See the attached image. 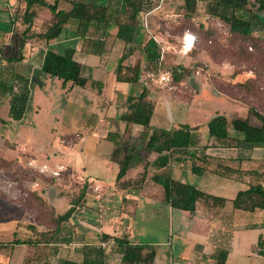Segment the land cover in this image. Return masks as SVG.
Returning a JSON list of instances; mask_svg holds the SVG:
<instances>
[{
  "label": "crops",
  "instance_id": "obj_1",
  "mask_svg": "<svg viewBox=\"0 0 264 264\" xmlns=\"http://www.w3.org/2000/svg\"><path fill=\"white\" fill-rule=\"evenodd\" d=\"M58 1L60 5L63 2L62 0ZM51 2H54V0ZM11 5L12 3L7 4L5 8H0L2 10L0 44L4 42V45H9L12 41L13 30L11 31L10 28H6L5 26L3 28L1 26L4 23L3 19L6 18L4 17L5 11L8 9L6 7H11ZM61 8L67 9L64 6H61ZM3 9L5 10L3 11ZM66 27L67 31L59 39L52 40L48 44L37 38H30L24 45H21L23 43V40H21V43L17 47L9 45L4 48L0 45V55L3 54L5 57L15 55L20 57L22 54L23 57L20 61L10 64L4 60V66L12 67L16 72L31 79V98L26 114L21 120H13L8 116L4 117L2 115L4 109L9 114L11 94H4L0 91V123H2L0 124V156L6 160L13 161L14 168L20 178L19 181L13 180L12 177L5 174L6 178L3 177L0 179V196H4L3 202L10 204L12 207L10 209L12 216L6 219L11 223L8 227H0V233L6 232L10 237V240L6 242L8 245V255L0 254V264H61L65 260L83 262L85 259L93 258L103 259L104 264H123L122 261L125 251L124 248L118 246L114 237L127 234L134 244L156 246V256L150 264H218L214 254L219 249H227L229 251L225 264H264V256L258 253V240L260 236H264V227L261 226L262 222H264V210L258 209L256 212H250L237 209L234 205L233 208L229 207L231 203L233 204L232 199L237 196L240 190H245L252 183L258 181L257 177L251 172V170H254L249 166L251 161H247L248 157L245 152L242 153L243 150L238 155H232L227 159L228 154H234L233 150L240 149L237 146H208L206 154H208L209 161L203 162L199 159L195 161L197 165L204 168L203 172H195L192 169L193 160L187 156H180L179 153L174 154L167 165L159 167L155 164L160 162L156 152L140 151L139 156L141 161L135 159L134 174L131 175V169H129L122 180L117 181V176L115 178L114 188L116 191L122 193L123 197L117 207L120 215L112 220V225L107 222L106 227L104 224L97 226L90 221L80 219V225L88 229L86 234L80 231L77 225L72 222L74 214L83 207L88 196L93 194L95 197L102 199L106 196L107 187L101 184L99 180L91 177L86 178L83 175L82 168L85 167L80 162V159L77 158L75 164H73L72 161H69V155L63 152L57 150L42 152L33 147V140L30 141L29 136H26L24 133V126L31 125L32 123L30 116L32 117V114L36 115L40 110H43L42 107L48 106L49 102L52 104L51 108L56 109L59 115H64L65 110L76 107L73 98L75 99L76 96L84 94L87 103H84L83 108L87 111L86 116L89 118L84 123L88 130L98 132L105 138H108L109 133H121L125 138L127 136L126 140L130 139L132 144L142 148L144 141L139 139L138 136L144 129V126L140 124H127L121 119L122 113L126 110L127 100L130 95L138 96L147 87L150 90L149 97L155 102L151 126L172 129L181 124L189 125L190 119H188L183 111H178L174 117L170 116L171 121H169L166 110L162 111V109L168 105L174 106L176 101L174 104L172 101L177 98L181 100L182 98L185 99L188 103L187 106L192 105V103L197 106L199 105L200 94L196 90V96H184L179 91H170L154 83H149L148 85L143 79L138 82L118 81L116 71L119 63L110 64V60L113 52H118L121 59L126 52V44L123 40L116 37L117 28L114 27L107 30L106 33L101 34H97L92 29L85 37L71 38L72 32L76 28L75 24L71 22ZM73 39H75L76 47L75 58L86 67L84 75L89 77V81L84 87L73 85L71 82L64 85L62 79L44 75L40 71L45 53L49 47ZM136 51H133L130 55L131 58H126L123 63L133 65L139 59ZM183 64L189 67L187 61ZM92 80H98L103 83V94H99L98 89L92 87ZM181 83L183 84V82ZM35 91L41 94L48 103L36 102L35 106L31 108V100L33 99ZM215 102L222 103L218 102V100ZM230 103L232 106L236 105L235 102ZM196 110H198V107ZM208 113L204 111V114L196 115L200 121H204L205 127H202L200 130L205 132L206 135L207 122L212 115L217 114L208 116ZM219 113L226 115L222 111ZM58 117L56 118L54 114L52 117L50 115L52 124L58 120ZM230 133L233 134L232 129H230ZM74 135L61 134V143L63 145H75L82 135L79 133L77 135L78 137ZM26 139H29V144L27 141L23 144V140ZM212 140L214 139L197 140L196 146L190 148L187 153L205 146ZM20 142L25 146V149L21 148ZM109 142L110 150L103 157V161L107 166H111L115 162L119 163L118 160L115 161L111 157L114 150V142L112 141L113 145H110ZM256 148L250 151L252 158H254ZM29 149L36 151V155H30ZM40 153H43L50 161L52 158H55L54 163H41L39 158ZM59 157H61L60 160H58ZM146 163H148L147 174L145 179L141 181L142 183H123L125 180L133 181L138 179L145 171ZM240 163H242V166H239ZM219 164L229 165L237 169L240 168L242 171H229L231 173H228ZM45 165H47V170L42 171ZM61 166H63V169L60 175L64 170L69 169L72 172L70 174L75 178L90 184V191L86 200L77 208L68 221L62 223V229L57 234L55 232L52 233V238L48 242L15 244L12 246L11 242L17 238L39 239V233L48 230L38 220L40 210L33 206L28 207L23 204L24 195L32 197L33 193L37 192L39 195L46 196L51 206L59 210L60 206L55 202V197L56 195H58L57 198L60 197L61 189L52 179L55 177L58 181L60 175H57V177L53 174V171L59 170ZM116 169H118V175L120 166L119 168L116 167ZM189 172L202 177L201 183L194 185L210 194L228 198L229 201L227 204L217 213L205 207H198L195 212L181 210L176 215V220L183 242L182 246L175 250V252L165 247L169 242L142 241L140 239L132 241L130 238L132 227L130 225H124L122 221L125 215V209H127L126 206L128 205L127 200H133L136 207L139 197L143 196L147 199L156 198L161 207L166 205L170 211H174L172 206L163 203L162 199H159L156 195L158 192H163L162 188L165 175H170L175 179L187 182L185 178ZM8 182L9 185L6 184ZM262 183L264 184V181ZM14 184H16V187L13 186ZM11 185L12 187H9ZM153 208L156 210L155 206ZM19 209L23 211V214H17ZM30 211L36 213L35 217L29 213ZM91 231L96 232L97 235L95 238H93ZM104 234H109L112 237L104 239ZM16 250H20L22 255H15Z\"/></svg>",
  "mask_w": 264,
  "mask_h": 264
},
{
  "label": "rangeland",
  "instance_id": "obj_2",
  "mask_svg": "<svg viewBox=\"0 0 264 264\" xmlns=\"http://www.w3.org/2000/svg\"><path fill=\"white\" fill-rule=\"evenodd\" d=\"M62 1L59 7L64 6L68 9L72 0ZM226 1L235 5L240 14L252 21L253 31L251 34L244 36L233 32L229 24L219 18L208 15L206 9L207 2L202 0H199L197 11L193 17L187 14L184 0H145L144 15L141 13L139 16V35L141 40L130 43L126 47V51H129L127 58L131 55V48L137 50L138 58L142 60L143 67H145L143 72L144 77L149 68L145 66L143 45L151 37L154 38L156 36L168 49L166 58L159 68L172 71L174 65H184L183 63L187 61L189 67H191V71L190 75L184 76L183 84H177L172 81L171 85L164 88L170 91H179L188 97L196 96L197 90V93L200 94L199 105L196 106L192 103V105L187 106L188 103L185 99L182 98L181 100L177 98L176 100H171L173 104L176 101L175 107L168 105L162 111L166 110L169 121H171L170 116L174 117L178 111H183L188 119H190L189 125L198 141L210 140L207 138L208 134L206 135L205 132L200 130L202 127H205L204 121H200L199 117H196V115L204 114V111L209 112L208 116L222 111L226 113L229 120L236 117H249L251 122L255 124H259L260 122L252 113V109H257L264 113V21L261 19L264 18V10L260 8L259 3L251 0ZM110 2H112L111 5H114L112 6L113 8L119 9L120 0H111ZM10 3L12 5L11 7H6L8 8L5 11L4 17L6 18L3 19L4 23L1 26L10 28L11 31L13 30L12 41L9 45L17 47L21 43V31L24 29L22 16L26 3L25 0H0V8H5ZM260 3L264 4V0H261ZM148 12H151L149 14V26H145V17ZM50 18V10L39 7L38 16L34 20L35 29H45L50 24ZM121 18L125 20V14L122 13ZM5 23L6 25H4ZM187 29L196 31L199 35V41L192 52L183 54L179 53L178 49L181 46V37ZM96 33L101 34L106 32L102 29ZM110 39L113 40L112 37ZM3 43L0 44L2 47L6 48V46H9ZM120 60L119 53L113 52L110 64L119 63ZM128 62L130 61L128 60ZM145 83L149 85L148 81H145ZM217 100L222 103L215 102ZM73 101L76 103V107L65 110L64 115H59L56 109L51 108L52 104L49 102L48 106L42 107L43 110H40L36 115L32 114V117L30 116L32 123L31 125L24 126V133L26 136H29L30 141L33 140V147L39 151L52 152L51 150H57L63 152L69 155V161H72L73 164H75L77 158L80 159V162L85 167L82 168L83 175L86 178H95L107 187L104 198L99 199L90 194L86 203L72 218V222L77 225L79 230L87 234L88 229L80 225V219L90 221L97 226L104 224L106 227L107 222L112 225V220L120 215L117 207L122 201L123 194L114 188L118 171L116 167L119 168L120 164L115 162L111 166H107L103 161V157L110 150L108 142L110 141V145H113L112 141L102 137L100 133L86 128L84 122L88 121L89 118L86 116L87 111L83 108L86 102L84 94L76 96L75 99L73 98ZM229 101L235 102L236 105L232 106ZM36 102L48 103L41 94L35 91L31 100V108L35 106ZM197 107L198 110H196ZM49 113L51 117L53 114L56 118L59 116L58 120L53 124L50 115H48ZM2 115L9 117L5 109L2 111ZM231 129L233 130V128ZM78 133L82 137L75 145H63L61 143V134H75L74 136H77ZM125 139H127V136ZM28 140H23V144L26 141L28 142ZM23 144L20 142L21 148L25 149ZM233 144L235 142L230 140L214 139L206 145L220 147L222 145ZM49 149L50 151H48ZM252 150H243V152L241 149L233 150L234 154H228L227 159L232 155L245 152L248 157L247 161H251L249 166L255 170H262L264 168V146H259L255 149L254 158L250 156V151ZM29 151L30 155H36V151L32 149H29ZM39 158L41 163L48 162L52 164L55 161V158H52L50 161L43 153L39 154ZM60 159L61 157L58 158V160ZM239 166H242V163ZM134 167L135 164L133 163L130 168L131 175L134 174ZM10 169H12L11 165L0 159V179L6 178L5 174L10 176ZM70 173L72 172L69 169L64 170L57 181L62 186V189H65V191L69 190L68 194L62 193L59 198H57L58 195L55 197V202L60 206V213H64L70 207L71 200L78 193V189L72 183L75 177ZM67 179L72 180L69 182ZM185 179L189 183L200 184L202 177L189 172ZM66 180L68 183H66ZM6 184L9 185V182ZM13 186L16 187V184ZM9 187H12V185ZM156 196L159 199H163L164 197L163 193L160 192ZM65 197L67 198L65 199ZM3 200L4 196H0V227H8L11 222L6 219L12 216L10 212L12 207L10 204L3 202ZM127 201L128 205L126 206L127 209H125L122 221L124 225L132 227V231H130L132 241L140 239L142 241L169 242L165 247L169 250L171 249L172 252H175V250L182 246V235L179 233L180 229L176 220V215L181 210L174 209V211H170L166 205L161 207L156 198L147 199L143 196L139 197L136 207L133 200L128 199ZM23 203L29 206L32 205L31 198L24 195ZM153 206L156 207V210H154ZM229 207L233 208V204L231 203ZM17 212L18 215L23 214V211L20 209ZM29 213L33 217L36 215L34 211H30ZM42 214V221L47 229L52 225L54 217L47 211ZM91 233L93 238H95L96 232L91 231ZM127 236L129 235L127 234ZM9 240L10 237L6 232L0 233V254L8 255V246L5 245ZM15 255H22V253L20 250H16Z\"/></svg>",
  "mask_w": 264,
  "mask_h": 264
},
{
  "label": "trees",
  "instance_id": "obj_3",
  "mask_svg": "<svg viewBox=\"0 0 264 264\" xmlns=\"http://www.w3.org/2000/svg\"><path fill=\"white\" fill-rule=\"evenodd\" d=\"M102 1V2H100ZM111 0H72L71 7H59V1L51 2L50 0H25V9L23 12L24 30L21 32V40L24 45L30 38H37L44 41L46 44L52 40L59 39L63 33L67 31L66 25L73 22L75 24V31L72 32L71 38L85 37L92 29L95 32L104 29L106 32L114 27L117 28L116 37L123 40L127 45L135 41H140L139 16L144 15L146 6L145 0H120L119 9L113 8ZM187 14L191 17L197 11L199 0H184ZM207 2V14L214 18H219L231 26V30L241 35H249L253 31L252 21L240 14L238 8L226 0H202ZM259 3V6L264 10V4L261 0H251ZM39 7L47 8L51 12L50 24L42 30H36L34 27V20L38 16ZM2 10L0 9V22ZM125 14V20L121 18V14ZM144 18V16H143ZM264 21V18H261ZM191 30V29H187ZM186 31V30H185ZM199 41V35L196 31ZM198 44V42H197ZM131 48L130 54L135 51ZM145 54V63L147 70L158 69L162 63V54L160 44L153 38H149L143 45ZM75 39L69 40L65 43H59L55 46L49 47L45 53L42 67L40 71L44 75L51 77H58L63 80L64 85L71 82L73 85L86 86L89 77L84 75L85 66H83L75 58ZM126 51L117 68L116 77L118 81L138 82L141 79L145 80L143 62L139 58L133 65L124 64V60L129 55ZM21 54V53H20ZM20 57L12 56L5 57L0 55V91L4 94L10 93V109L9 117L13 120H21L24 118L28 104L31 98V79L21 73H18L14 68L4 66V60L9 64L18 62L22 59ZM191 67L184 65H174L172 69L173 81L177 84L181 83L185 75H190ZM146 71V70H145ZM92 87L98 89L99 94H103V83L98 80L91 81ZM150 90L146 87L138 96L130 95L127 100L126 110L122 113L121 119L127 124H140L144 129L140 132L138 138L144 141L142 148L132 144L131 140H126L121 133H109L108 138L114 142V150L112 158L118 160L120 163V170L117 175V181L122 180L126 176L128 170L135 164V159L141 161L140 151L156 152L158 154L159 163L157 166L162 167L169 163L170 158L179 153L180 156H187L193 160L192 169L195 172H203L204 168L195 163L196 160L208 162V154L206 149L208 145L195 149L193 152H188L190 148L196 146L197 139L188 124H181L172 129L156 128L151 126V119L155 109V102L149 97ZM252 113L259 120V124L252 123L249 117H236L229 120L225 114L217 113L213 115L207 122L208 138L216 140H230L235 142L233 145L241 150H252L259 146H264V113L257 109H252ZM231 126V127H230ZM233 128V134L230 129ZM5 163L11 165L10 176L14 180L19 181L18 172L15 170L13 161L6 160L0 156ZM180 161V159L178 158ZM264 162V159H263ZM219 166L227 171L241 172L240 168H234L229 165L219 164ZM148 163L145 165V171L138 179L125 180L123 183H140L145 179L147 174ZM231 171V172H229ZM257 177L256 182L252 183L249 188L240 190L237 196L232 199L233 205L237 209H243L250 212L256 210H264V168L262 171L251 170ZM8 173V174H9ZM54 182L60 187L61 194H68V191L62 189L57 179L53 177ZM68 180V179H67ZM66 180V181H67ZM72 179H69L70 182ZM68 181L66 183H68ZM72 183L78 189L77 196L71 200L70 207L64 212L51 206L48 198L34 192L31 198V204L28 207H35L40 210L38 220L44 224L43 212L47 211L54 217L52 225L45 231L39 233V239H21L17 238L11 242L12 246L15 244H35L38 242H48L52 238V233L57 234L62 228V223L68 221L77 208L83 204L90 191V184L74 178ZM142 183V182H141ZM71 188V187H70ZM69 188V189H70ZM163 203L169 204L174 209L187 210L195 212L198 207H205L206 209L217 213L222 209L228 198L210 194L201 190L196 185L189 182H183L175 179L170 175H165L163 182ZM67 197H65L66 199ZM25 204V203H23ZM26 205V204H25ZM54 212V215H53ZM45 225V224H44ZM264 227V222H262ZM46 227V226H45ZM255 228V227H254ZM112 236L104 234V239H109ZM115 242L121 248H124L123 264H150L154 261L156 256V246L149 244H134L129 239V236H115ZM39 240V241H38ZM5 246H8L7 244ZM10 247V246H9ZM227 249H219L214 256L218 264H225L227 256ZM258 253L264 256V236H260L258 240ZM61 264H104L103 259L93 258L85 259L83 262H75L72 260H65Z\"/></svg>",
  "mask_w": 264,
  "mask_h": 264
},
{
  "label": "built area",
  "instance_id": "obj_4",
  "mask_svg": "<svg viewBox=\"0 0 264 264\" xmlns=\"http://www.w3.org/2000/svg\"><path fill=\"white\" fill-rule=\"evenodd\" d=\"M150 13L151 12H148L146 17H145V26H149V14ZM186 33H190V34L194 35L196 38L193 42L191 50H188V51L185 50V44H186L185 34ZM154 38L160 44L162 59H164L166 57V53H167L168 49L166 46H164L162 44V41H160V39H158L156 36ZM197 42H198V37H197L196 33H194L191 30H186L181 37V46L178 49V52L183 53V54H189L190 52H192L196 48ZM145 81H148L149 83L157 84L159 86L166 87L168 85H171V83L173 81L172 72L170 70H164L162 68H158L157 70H147L145 73ZM62 169H63V166H61V168L59 170L53 171V174L56 176L60 175V172ZM44 170H47V165H45L43 167L42 171H44Z\"/></svg>",
  "mask_w": 264,
  "mask_h": 264
},
{
  "label": "clouds",
  "instance_id": "obj_5",
  "mask_svg": "<svg viewBox=\"0 0 264 264\" xmlns=\"http://www.w3.org/2000/svg\"><path fill=\"white\" fill-rule=\"evenodd\" d=\"M195 36L190 34V33H186L185 34V41H186V44H185V50L188 51V50H191V47L193 45V42L195 40Z\"/></svg>",
  "mask_w": 264,
  "mask_h": 264
}]
</instances>
